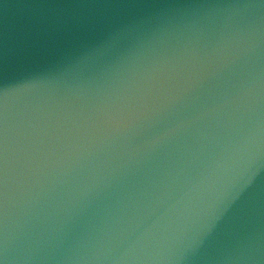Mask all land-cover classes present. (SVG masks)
Segmentation results:
<instances>
[{
  "label": "water",
  "instance_id": "95a60500",
  "mask_svg": "<svg viewBox=\"0 0 264 264\" xmlns=\"http://www.w3.org/2000/svg\"><path fill=\"white\" fill-rule=\"evenodd\" d=\"M249 30L264 74V0H0L13 247L31 191L68 242L103 232L143 249L136 264H206L204 220L239 190L259 218L244 264H264V136L240 153L227 137Z\"/></svg>",
  "mask_w": 264,
  "mask_h": 264
},
{
  "label": "clouds",
  "instance_id": "9594fccd",
  "mask_svg": "<svg viewBox=\"0 0 264 264\" xmlns=\"http://www.w3.org/2000/svg\"><path fill=\"white\" fill-rule=\"evenodd\" d=\"M241 33L236 31L231 38L239 43ZM247 44L233 57V63L244 58L247 74L238 84L234 98L238 101L236 115L227 130L233 149L240 153L264 136V74L257 67L259 41L249 30ZM87 35L77 37L76 42L86 43ZM224 43L223 41L221 42ZM4 114L2 123V147H0V264L38 261L41 264H136L143 249L134 243L121 249L113 238L103 232L78 237L70 242L65 230L50 229L40 221L41 195L29 191L21 195V209L17 212L22 244L13 247L9 232V128L15 94L3 92ZM29 163L31 161L29 160ZM237 191L227 201L219 202L213 213L203 223L202 231L193 251L199 250L206 264H244L247 253L258 239L259 218L256 210L242 199ZM23 252L24 255H19ZM184 257H179L183 259Z\"/></svg>",
  "mask_w": 264,
  "mask_h": 264
},
{
  "label": "snow or ice",
  "instance_id": "6c2138e0",
  "mask_svg": "<svg viewBox=\"0 0 264 264\" xmlns=\"http://www.w3.org/2000/svg\"><path fill=\"white\" fill-rule=\"evenodd\" d=\"M4 114L3 94H0V147H2V123Z\"/></svg>",
  "mask_w": 264,
  "mask_h": 264
}]
</instances>
